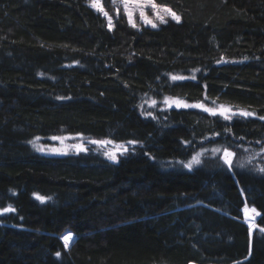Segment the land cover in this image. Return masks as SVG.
Here are the masks:
<instances>
[{
  "label": "trees",
  "instance_id": "16d2710c",
  "mask_svg": "<svg viewBox=\"0 0 264 264\" xmlns=\"http://www.w3.org/2000/svg\"><path fill=\"white\" fill-rule=\"evenodd\" d=\"M155 2L181 21L109 27L90 0H0V264H264V232L243 212L264 228V172L213 156L166 165L207 144L264 146V0ZM148 94L257 115L146 117ZM60 133L137 144L112 162L29 143Z\"/></svg>",
  "mask_w": 264,
  "mask_h": 264
},
{
  "label": "rangeland",
  "instance_id": "374dc122",
  "mask_svg": "<svg viewBox=\"0 0 264 264\" xmlns=\"http://www.w3.org/2000/svg\"><path fill=\"white\" fill-rule=\"evenodd\" d=\"M97 2L103 6L104 11L108 12V15L111 17V20H112V26L111 27L114 26L115 21L119 20L122 17H125L129 23L128 16L124 10V5L121 2V0H97ZM142 2H143V0H141V3ZM153 2L157 5L156 9H151L148 6H145V7H143V11H144L146 17L148 19H150L152 21V23H155L157 25L156 27L163 24L157 18V15H156L157 12H159L160 15L164 16L166 22L169 20H175L172 18V16L170 14L164 12L165 8L171 9L168 5L158 4L155 2V0H153ZM90 3L92 5L93 0H90ZM129 8L133 11V18L132 19H133L136 27H139L141 25L152 26L151 24L145 23L144 19H142L140 17V14H139L140 9L137 8L135 4L130 2ZM95 9H97V8H95ZM117 9H119V14H117ZM171 11L174 12L176 14V16H178L180 18L179 21H181V16L179 14H177L175 11H173L172 9H171ZM107 19H108V17H107ZM170 76H171V78L173 76L184 77V78L187 77V76L181 75V74H171ZM165 98H168V103H165ZM173 100H179V101H182L183 103H186L188 105H194V104H201L202 103L205 105V107L214 109L217 113L216 115H219L222 118H223V115L220 114L221 113V106H223L224 109L229 110V111L225 112L226 115H230L231 113H239L240 111H248V112L255 113V112H253L247 108L235 106V105L225 103V102H222V101H219L216 99H212V98L207 97V96L203 100L191 102V101L186 100L185 98L178 97V96H172V95H167L161 99H157L150 94L145 95L142 98V100L140 102V106H139L140 111L146 117H157L158 112H163V111H166V110L171 109V108H178V107H176L175 103H172ZM153 101H155L154 105L152 103ZM169 104L171 106H169ZM179 108H196V109L203 110L202 108H197V107H183L182 106ZM147 113H151V115H147ZM208 113H210V112H208ZM256 115L257 114L255 113L254 116H256ZM254 116H252V117H254ZM235 117H242V116L236 115V116H233L232 119H234ZM53 137H60L62 139H52ZM92 141H111L112 143L97 144V143H92ZM29 143H30L31 147L33 148V150H35L37 153L44 154V155H51V156L52 155H66V154H71V153H81V152H91L92 151V152H96V153L100 154L102 157H104L105 159L112 161V162H118L122 155L129 153L131 150L134 149L135 145L137 144V142L136 143H129V141L117 142V141L107 139V138H96V137H89V136H86L83 134H72V133H60V134H56V135H52V136H48V137L36 136ZM81 145L86 150H78V147ZM118 146L121 149L126 148L127 151H117ZM217 148H220L221 151L216 152L214 154L213 150L217 149ZM224 148H227V147H224L222 144H218V145L207 144L204 147H202L201 149H199L196 153H194L187 160H170V161H168L167 164L166 163L165 164L169 165L171 167H182L185 169H189V168L185 167L184 165L187 164L189 161H191L193 156L200 154L199 158L201 160V163L200 164H194L193 167L191 168V169H194L195 167L201 165L203 160L208 156H213V157H217V158L222 157ZM227 149H229L230 151L235 153V156L233 157L232 168L234 166H239L241 163H243L244 165H252L256 168L264 167V151H262V149H264V146L257 147V148H250L248 146H245L244 147L245 153L243 156H240L235 150H233L231 148H227ZM55 150H58V151H55ZM205 150H207V151H205ZM112 152L116 153V156H117L116 160H112L109 157V155H106V153H112ZM250 157L252 158L251 162H249ZM251 207L252 206L246 205L244 207L243 212H244L245 220L247 221L249 226H250V224L256 225L255 228L250 230L251 235H253L255 230H258V229L260 230L263 227H260L257 225V220L259 218L260 213L258 212L259 215L254 217L251 214V212L249 211L250 210L249 208H251ZM245 209L248 210L247 214L245 212ZM262 232H264V231H262ZM69 233L71 234V239L69 240L68 244H70V242L72 241L73 236H74L73 233H71V232H69ZM69 233H66L65 235H68Z\"/></svg>",
  "mask_w": 264,
  "mask_h": 264
},
{
  "label": "snow or ice",
  "instance_id": "6c2138e0",
  "mask_svg": "<svg viewBox=\"0 0 264 264\" xmlns=\"http://www.w3.org/2000/svg\"><path fill=\"white\" fill-rule=\"evenodd\" d=\"M121 2L123 3L124 5V10L128 16V20H129V23L133 26V27H136L134 21H133V11L129 8V3H133L136 5L137 8L140 9V17L142 19H144L145 23H148V24H151L152 27H156L157 25L155 23H152V21L150 19H148L143 11V7L145 6H148L150 7L151 9H156L157 8V5L153 2V0H143V2L141 3V0H121ZM92 6L97 8L98 11L102 12L104 16L108 17V21H109V27L112 26V20H111V17L108 15V12L104 11L103 9V6L97 2V0H93V3H92ZM164 12L165 13H168L172 16L173 19H175L176 21H179V17L176 16V14L174 12L171 11V9H167L165 8L164 9ZM117 14H119V9H117ZM157 15V18L161 21V23H165V18L164 16L160 15L159 12L156 13ZM173 80H179V79H185L184 77H178V76H173L172 77ZM192 79H195V77L193 76ZM153 105L155 104V101L152 102ZM165 103H168V98H165ZM172 103H175L176 107H197V108H202L204 111L206 112H210L212 115H216V111L214 109H211V108H207L205 107L204 104H194V105H188L186 103H183L182 101H179V100H173ZM169 106H171L169 104ZM229 110L227 109H224L223 106H221V115H223V118L225 120H231L233 116H236V115H239V116H242V117H252L255 115V113H252V112H248V111H240L239 113H231L230 115H226L225 112H227ZM147 115H151V113H147ZM260 120H264V116H261L259 117ZM38 139V138H37ZM52 139H62L60 137H53ZM92 143H97V144H108V143H112L111 141H92ZM129 143H136L135 141H129ZM187 143V142H185ZM78 150H86L83 148V146H79L78 147ZM55 151H58V150H55ZM117 151H127L126 148L124 149H121L119 146L117 147ZM207 151V150H205ZM221 149L220 148H217V149H214L213 150V153L215 154L216 152H220ZM262 151H264V149H262ZM106 155H109V157L112 159V160H116L117 159V156H116V153L115 152H112V153H106ZM235 156V153L230 151L229 149L227 148H224L223 149V155L222 157H220L224 164L227 165V167L229 169L232 168L233 166V157ZM200 154H197L196 156H193L192 157V160L189 161L187 164H185L184 166L191 169L193 167L194 164H200L201 163V160H200ZM251 157L249 158V162H251ZM240 167H243L244 164L241 163L239 165ZM260 172H264V167H261L258 169ZM38 199L40 200H44L45 198L44 197H38ZM4 212H9V211H14V209H11L10 207L9 208H6L3 210ZM252 213H255L256 215H259V213H256V210L253 208L252 210ZM245 212L247 214L248 210L245 209ZM250 230L255 228L256 225L254 224H250ZM260 231H264V228L260 229ZM62 239L64 240L65 242V247H67L68 245V242L69 240L71 239V234L69 233L68 235H65L64 237H62ZM56 256H60V253L57 252L56 253Z\"/></svg>",
  "mask_w": 264,
  "mask_h": 264
},
{
  "label": "bare ground",
  "instance_id": "6f19581e",
  "mask_svg": "<svg viewBox=\"0 0 264 264\" xmlns=\"http://www.w3.org/2000/svg\"><path fill=\"white\" fill-rule=\"evenodd\" d=\"M249 209H250L249 211L251 212V214H252L254 217H256L257 215H256L255 213H252V211H251L253 208L251 207V208H249ZM254 209H255V208H254ZM255 210H256V209H255ZM256 213H258L257 210H256Z\"/></svg>",
  "mask_w": 264,
  "mask_h": 264
}]
</instances>
